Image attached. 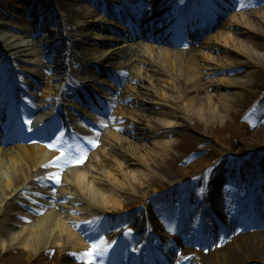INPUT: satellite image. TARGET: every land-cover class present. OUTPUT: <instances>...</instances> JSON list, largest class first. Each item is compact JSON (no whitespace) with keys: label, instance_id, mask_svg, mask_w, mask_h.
Instances as JSON below:
<instances>
[{"label":"rangeland","instance_id":"1","mask_svg":"<svg viewBox=\"0 0 264 264\" xmlns=\"http://www.w3.org/2000/svg\"><path fill=\"white\" fill-rule=\"evenodd\" d=\"M14 1L16 3L11 4L9 0H0V20L3 21L0 23V42L7 40L12 33L21 34L28 42L24 43L20 49H14L15 46H13L9 50L0 43V55L4 57V62L6 60L11 64L12 79L17 83L12 84L14 90L19 85L24 88L21 94L16 93L18 95L13 97L18 99V102H15L16 105L26 107L36 98V102L44 106L34 114L49 118L51 109L56 104L55 98H60L58 102L61 104L62 116L67 122L70 118L74 119L76 123L73 126L74 129L86 130L85 117L91 115L101 122L100 125H104L97 130L101 133L99 139L106 141L115 149L126 152L128 157L135 159L137 153L145 147L158 151L157 163L150 164L151 169L143 170L144 174L134 181L140 190L137 196L124 194L121 202L123 207L104 208L105 216L103 217L102 215L96 217L94 213L90 214V227L95 230L96 235L94 241L100 243V247H106L107 252L121 247L115 253L118 258L116 264H132L136 255V244L140 240L143 220L146 218L141 208L142 202L135 204V200L139 198H143V201L146 200L145 202L154 207L148 213V217L152 218L161 240L173 238L177 228L176 221L181 216L179 211L185 208L188 199L197 200V197L203 195H213L211 198L213 207L220 205L222 213L235 215L238 212L237 205L233 203L236 200L235 194H240L242 198L243 196L255 197V200L258 199L264 203V0H195L196 8L207 11L212 23L208 30H202L203 33L199 34L200 37L194 46L193 62H197L199 51L208 53L209 64L223 67L226 72L222 73L217 69L204 71L202 66H199V89L192 93L191 97H195L196 100L190 105L184 100L175 102V92L168 87L162 99L166 97L173 105L182 107L187 116V123L176 127L169 136L154 139L142 138L145 129L153 130L154 128L150 127L151 121L145 122L146 117H140L139 114L146 113L143 99L154 98L163 102L159 97L160 91L155 88L160 73L150 67L139 65L125 71L120 78L106 79L107 76L102 71L112 70L114 62L117 61L123 62L130 59L131 62L132 56H123V52L132 48L150 58L151 61L184 60L176 55H170L166 49L172 48L173 45L170 35L180 33L176 30L183 24V16L180 12L183 11L182 5L185 0H131L126 5L127 10L130 9L137 14L134 18L138 19L137 24L142 27V30L148 23H156V31L162 32L157 42L144 37L133 41L130 40L127 29L119 35L107 30L105 24L91 21L93 18L97 19L95 15L98 12H91L92 8L86 0H82L83 4L77 0ZM113 1L118 4L119 0ZM57 3L69 5L81 12L82 16L68 21L62 19L56 7ZM24 4L27 9L24 8ZM17 5L23 8H17ZM51 14H54V20L49 24L52 30L48 32L49 27L43 24L44 19ZM127 16L132 19V14L128 13ZM25 19L29 22V27L24 32H17L6 27L7 24L23 23ZM224 31H230L232 39L230 43H224L220 37ZM48 37L49 39L52 37L51 40L56 44L66 37L79 41L78 50L81 48L86 50L93 58L80 59L75 53H71L66 62V72L70 75L67 81L63 76L65 69L59 74L51 68L52 65L48 66V56L43 43L31 46L32 42H40ZM158 46L162 47V50H159ZM213 46L216 47L211 51L210 47ZM31 54L38 57L37 63L29 62ZM2 58L0 56V65H4ZM106 58L108 60L103 62ZM109 63L113 65L109 66ZM133 74L134 80L130 79ZM174 75L181 81L185 79L184 72L179 70H175ZM246 75H248L246 84L233 83L232 79L238 80ZM224 86L228 87L227 92ZM118 88L130 94L129 100L123 104L126 110L122 114L115 113L113 102L112 106L104 102V99L110 96L117 97ZM5 92L4 90L1 94ZM215 94L221 97L222 101H217ZM95 97L101 106L96 104ZM93 104L101 107L102 111L97 107L93 108ZM213 105L216 109L220 105L222 109L216 111ZM75 114L84 123L77 120ZM113 116L117 117L116 120L121 126L120 131L111 123ZM168 128L172 126L169 125ZM63 133L60 129L56 130L50 142L56 141L57 137H64ZM64 140L62 139L63 143ZM157 140L166 143L167 146L163 148ZM127 142L135 143L131 148L132 152L125 148ZM22 145L25 146V144ZM3 151L0 150V155ZM48 153L49 159L52 160L60 154V151L49 148ZM101 154L102 151L99 150L84 156L86 168L83 170L87 178L95 176ZM76 166L75 164L73 166V163L68 164V169L76 170ZM58 175L61 176L62 173L59 172ZM209 182L214 184L217 182V184L208 186ZM241 184L243 186L239 187ZM36 190L37 188H32L31 191L35 193L31 194L39 198ZM25 194L29 193L23 192L19 199ZM120 198L122 199V196ZM22 200L31 204L25 197ZM190 204L192 205L193 202ZM56 209L61 214L56 215L59 218L68 220L69 217L65 215L74 217L70 211H60L64 208L49 206L44 212L38 213L39 210L34 212L35 219L31 221V224L45 215L49 218L52 214L53 217L57 213ZM26 215L27 208L14 205L5 209L4 214L0 216V231L3 232L0 233V264H53L54 259L51 256L55 255L57 249H72L67 243L68 240L60 246L54 244L52 254L44 253V251L33 252L26 247L16 246L15 226L28 225L30 221L24 222ZM186 222L185 234L190 236L189 239L195 240L201 228L198 214H195L192 222ZM64 223L69 233L78 237V233L69 227L66 221ZM88 227L89 225L86 226ZM254 230L257 228H251L247 234ZM229 232L236 237L247 231L235 224ZM238 239L230 241L227 244L228 249L224 247L220 253L224 255L222 264H264V259L261 257L246 258L242 254L232 253L230 248L233 246L229 245L234 244ZM199 245L188 243V251L197 255L191 258L190 262L201 261L202 253ZM80 251L84 255L88 250L80 249ZM154 254L152 251L146 252L144 258L142 254L139 255L137 263L156 264L158 258L153 260ZM73 262L87 264L76 259L72 260ZM170 264L174 263L171 261Z\"/></svg>","mask_w":264,"mask_h":264},{"label":"bare ground","instance_id":"2","mask_svg":"<svg viewBox=\"0 0 264 264\" xmlns=\"http://www.w3.org/2000/svg\"><path fill=\"white\" fill-rule=\"evenodd\" d=\"M86 1L89 3V7L92 8L91 12L95 13L97 12V10H101L106 12L107 15L109 14L111 17L115 16L114 18L118 21V16L116 15V13H114L113 10H111L115 6L113 0ZM9 2L11 4L16 3L14 0H9ZM77 2H81V4L84 3L82 0H77ZM24 5V8L27 9L26 4ZM16 7L23 8V6L21 7L20 5H17ZM56 7L61 14V18L67 21L74 17L82 16L81 12L76 11L74 8L70 7L67 4L57 3ZM185 7L186 4L183 6V8L185 9ZM195 10L196 9H194V11ZM191 11L193 12L192 9ZM99 13L100 12L96 13L95 15V18L97 17L98 22L102 21L110 26L122 29V27L120 26L121 24H118V22L116 23L114 20H111L110 18H108V16H104L103 13H101L100 15ZM200 15L207 16L205 12H202ZM53 16L54 14H51V16L49 15L47 16V18L45 17L46 19H44L43 25L49 27L48 32H51L52 30L49 24L54 20ZM193 17L194 15L191 14V18ZM2 22L3 21L1 20L0 23ZM28 25L29 22L25 19L23 23H17L16 25L7 24L6 27L16 30L17 32H24V30L29 27ZM132 34L138 36V31L132 28L131 35ZM140 36H144V34ZM220 37L222 38L224 43H230V41H232L230 37V31H224L220 35ZM51 39L52 37L50 39L48 37L40 42L34 41L31 43V46H37L38 44L43 43V47L45 48V52L48 56V66L52 65L53 67L51 68H53V70L57 71L59 74L65 69L66 62L70 57L71 53H75L77 55V58L80 59L86 58L90 60L93 58L91 53H88L86 50L82 48L78 50L80 48L79 41H75L70 39L69 37H66L61 39V41L56 44ZM22 42L26 43L28 42V40L25 39V37L21 36V34L12 33L8 36L7 40H3L0 43H2L5 49L9 50L13 46H15L14 49L22 48ZM215 47L216 46L210 47V50L212 51V49H214ZM157 48L159 50H162V47L158 46ZM166 50L169 51L170 55L180 56L184 60L164 59L162 62L151 61L150 58H147L145 55L141 54V52H138L135 48H132L128 51L123 52V56H132L131 62L130 59H127L123 62L117 61L114 62L113 69L110 72H108V70L102 71L103 73L108 72L110 76H114L124 74L125 71L133 69L134 66L143 65L155 69L156 72L160 73V77H157L159 79H157L158 83L155 84V88L160 91H158L160 93L159 97H161V101L163 102L161 103L159 102V100H156L154 98H145L143 99V102H145L143 105L145 106L146 113L139 112L140 117H146L145 122L151 121L152 123L150 127L154 128L153 130H151V128L145 129V131H143V139H154L158 137L169 136L173 133V130L176 127L183 126L185 125V123H187V116L182 107H177L173 105L166 97L162 99V96L164 95L165 91H167L168 87H170L175 92V102H177V100H184L185 103L187 102V104L190 105L196 100L195 97H191L192 93L198 91L199 89V66H202L204 71L205 69H217L222 73L226 72L225 68L223 67H215L212 64H209L208 53H200L199 51L196 60L197 62L194 63L192 59V50L186 54L183 49L167 48ZM246 50L248 51L247 48ZM249 55L251 56L250 52ZM107 60V58L103 59V62ZM29 61L32 63H37L38 57L33 56L31 54ZM77 61L79 60L77 59ZM111 65L113 64L109 63V66ZM175 70H179L182 73L184 72L183 77L185 79H182V81L181 79L179 80L174 75ZM7 76V67L3 64L0 65V91H3L8 87ZM133 78H135L134 74L133 76H130V79ZM160 81H163L164 83H160ZM232 81L235 85L246 84L248 82V75L238 80L232 79ZM223 88L226 92L228 91V87L224 86ZM115 89L117 91V86H115ZM118 91L119 95L117 98L119 102L116 103L114 111L115 113L122 114L125 112L126 109L124 105L120 104V102L129 99L130 94L126 93L124 89L118 88ZM216 96L217 95L215 94V97ZM216 100L222 101V98L217 96ZM216 100L214 99L215 103L217 102ZM9 103L10 100L7 101L5 105L6 108L8 107ZM43 106L44 105L42 104H38L36 102V98H34L33 102L28 105L29 108H27V110L31 112V114H33L35 111H39V109ZM214 109L217 111L218 109H222V106H217V109L216 106H214ZM13 117H16V120L18 122L16 127L11 126L13 122L12 119L11 121H9L11 122L9 125L8 123H2L1 125L4 126L5 124H7V126H4L3 129L1 128V130L3 132L10 133V138H8L7 140L5 139V141H3V146L8 140L12 141L10 140L12 138H17L21 141L20 143H23L22 137L24 134L33 133L36 130H42L45 128H54L57 124L56 120L47 122L45 119L41 118L40 114H37V116L21 117L15 113ZM26 121H30V123H26ZM90 121L95 126H100L99 121L95 122L93 119H91ZM115 125L118 129L120 128L119 124L115 123ZM169 125H171L172 128H168ZM3 132H1L0 137L1 135H3ZM68 132L69 138H72L73 141L76 142L78 155H84L90 151H102L101 159L97 162L98 165L96 166V177L92 176L91 178H87L85 176L83 169L86 168V165H84V161L83 163H79V169L77 170H70L69 172H66L64 169H62L61 171H63L64 174L62 175V178H59L61 182L59 184H56L50 181V184L52 185L51 188H47L45 191H43L45 192L44 196H46L47 198L42 201H39V203L43 206H55L64 208L60 211H70L74 214L75 217L71 218L69 215H65L69 217L68 220L59 218L56 215L59 216L61 214L58 213V210L56 209L57 213H55L53 217L51 216L52 214L49 218L46 215L43 217H39L36 223L28 224L22 227L21 229L16 230L17 235L15 245L24 248L26 247L27 249H30L33 252L41 253L42 251H44V253L49 252L52 254V247L54 244H58L60 246L65 242V240H68L67 243L71 244L75 251H69L67 249H57L55 255L51 256V258L54 259L52 261L53 264H77L74 262L72 263V260L80 259L81 254L78 253V248L84 247L86 244V242H84L80 237H77L75 234L69 233L64 221H67V223L76 231L84 233V224L83 220L81 219L87 220L89 215L92 213H94L95 215H99L101 214V212L103 213L104 208L123 207V204L121 203L124 199L123 195L126 194L129 196H137L140 193V190L139 187L135 185L134 181H136L141 175L144 174L143 170H148L149 168L151 169L150 164L157 163L156 155L158 154V151L156 150H149L146 147L142 148L137 153V157L134 159L128 157L126 152H122L119 149H115L109 146L106 141H98L97 134L95 131L88 130L86 133L80 132L72 134L70 124ZM36 141V139H31L28 141L26 146L15 144L5 149L2 148L4 149V151L2 155H0V216L4 214L5 209L18 204L19 201H17V197L25 189L30 186L36 185V183L40 181L44 182L45 180V177L41 176L44 170L42 168H39V164L42 162L46 154L44 153L45 150L42 149V145L38 144L37 146H39V149H36ZM89 141H95L96 146L93 147L92 144L89 143ZM157 141H159L157 143L163 148L167 146L166 143L162 141L160 142V140ZM133 144L135 143L127 142V146L125 148L129 152H132L131 148ZM215 184L212 183L211 186H214ZM53 189H55V191H53ZM121 196L122 199L120 198ZM139 199L135 200V204L138 205V203L142 202L143 205H141V208H143L144 212L149 213L150 210L153 209V206L145 202L146 200L143 201V198L141 200ZM200 199L195 203L196 207H199L200 205L203 206L206 204V201H204V199ZM189 205L190 200L186 204L187 208H189ZM208 207H210V205H208ZM210 209L218 212L217 209ZM77 217L81 219L77 220ZM232 219L233 218L228 217L225 218L226 226L229 225L228 222ZM251 220H257V224H259V229L254 230L249 234H247V231L244 234H238V236L232 238V240L238 238L239 239L236 240L234 244L229 245L231 247L233 246L232 248H230V250L232 251V253H235V255L242 254L246 258H253L257 256L264 259V212L260 209V213L255 215L253 214ZM209 222L211 223V221ZM209 222L204 223L208 224ZM179 228H183L182 225ZM218 232L219 231L217 228H212L211 230H209V237L212 234H217ZM0 233L2 234L3 232L0 231ZM85 235L89 237V239H91L94 237V232L91 231L89 233H86ZM173 240L175 242L174 246L179 247V249L181 250L179 253H177L174 262L180 264H187L185 255L187 254L188 249L183 243V232L181 230L178 231L175 234ZM86 246L88 247L90 246V244H86ZM167 246L169 247V249L167 250V263L164 264H170V262L175 257L172 252L174 250V247L169 244H167ZM224 247L228 249V246L226 244L223 247H220L219 249L212 248L211 250H204L203 252H201L203 255H201L200 258L201 261H192L189 263L222 264V260H224V255H220V253L222 252ZM83 260H87V258H83ZM115 260L113 258V253H104L103 255H98L96 260L89 261L88 264H106L108 262H115Z\"/></svg>","mask_w":264,"mask_h":264},{"label":"snow or ice","instance_id":"3","mask_svg":"<svg viewBox=\"0 0 264 264\" xmlns=\"http://www.w3.org/2000/svg\"><path fill=\"white\" fill-rule=\"evenodd\" d=\"M242 7L244 5H241ZM26 123H30V121H26ZM104 125L101 124V127ZM31 130V129H29ZM89 143L92 144L93 147L96 146L95 141H89ZM49 148L57 149L60 151V154L55 156L51 161H49L48 164L42 165V167H53V168H60L62 169L65 165L69 163H83L84 156L83 155H74L73 154V146L69 145L67 150L63 149V141L61 137H57L56 141L49 143L47 145ZM48 180L52 181L53 183L59 184L61 181L59 179L58 173L49 174L46 177ZM55 191V189H53ZM85 224H90L91 221H84ZM106 251V247H100V245L93 243L91 248L84 253L85 256H89L92 259H95L98 255H103V253Z\"/></svg>","mask_w":264,"mask_h":264}]
</instances>
